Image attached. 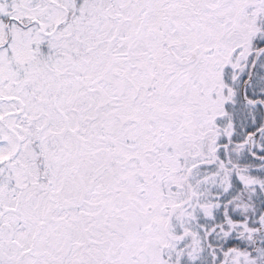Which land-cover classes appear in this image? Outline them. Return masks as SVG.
Returning <instances> with one entry per match:
<instances>
[{
  "label": "snow or ice",
  "instance_id": "obj_1",
  "mask_svg": "<svg viewBox=\"0 0 264 264\" xmlns=\"http://www.w3.org/2000/svg\"><path fill=\"white\" fill-rule=\"evenodd\" d=\"M0 264H264V0H0Z\"/></svg>",
  "mask_w": 264,
  "mask_h": 264
}]
</instances>
